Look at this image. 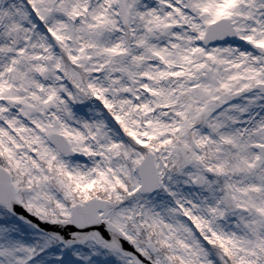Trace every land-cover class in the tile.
<instances>
[{
	"label": "snow or ice",
	"instance_id": "obj_1",
	"mask_svg": "<svg viewBox=\"0 0 264 264\" xmlns=\"http://www.w3.org/2000/svg\"><path fill=\"white\" fill-rule=\"evenodd\" d=\"M0 264H264V0H0Z\"/></svg>",
	"mask_w": 264,
	"mask_h": 264
}]
</instances>
